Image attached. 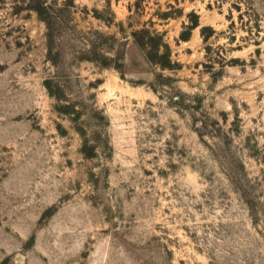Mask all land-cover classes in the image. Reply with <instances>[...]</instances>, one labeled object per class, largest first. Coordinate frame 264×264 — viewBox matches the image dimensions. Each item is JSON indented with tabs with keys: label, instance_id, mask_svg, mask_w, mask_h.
I'll use <instances>...</instances> for the list:
<instances>
[{
	"label": "rangeland",
	"instance_id": "1",
	"mask_svg": "<svg viewBox=\"0 0 264 264\" xmlns=\"http://www.w3.org/2000/svg\"><path fill=\"white\" fill-rule=\"evenodd\" d=\"M0 264H264V0H0Z\"/></svg>",
	"mask_w": 264,
	"mask_h": 264
}]
</instances>
